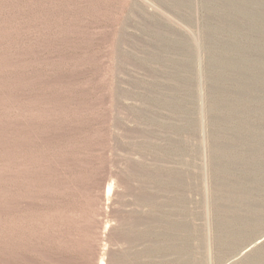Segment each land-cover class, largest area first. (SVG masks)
<instances>
[{
	"label": "rangeland",
	"instance_id": "1",
	"mask_svg": "<svg viewBox=\"0 0 264 264\" xmlns=\"http://www.w3.org/2000/svg\"><path fill=\"white\" fill-rule=\"evenodd\" d=\"M11 195L16 262L264 264V0H0Z\"/></svg>",
	"mask_w": 264,
	"mask_h": 264
},
{
	"label": "bare ground",
	"instance_id": "2",
	"mask_svg": "<svg viewBox=\"0 0 264 264\" xmlns=\"http://www.w3.org/2000/svg\"><path fill=\"white\" fill-rule=\"evenodd\" d=\"M152 7H153V5H152ZM150 8L151 7H149V9ZM100 186H101V188H103V190H101L99 200L101 202L102 201L105 202L109 199V195H110V191H111V184L108 183L106 185V188L104 189V181H103L100 183ZM15 201H16V199H15L14 195H11L7 200L6 206L3 208H0V264H25L22 261L16 262V261H13L9 258V244L11 242H15L18 239V237H20L22 235L21 233L24 231V230H22L21 227H15L16 220L20 219L22 214H23L22 207L18 206L15 203ZM105 228L106 227H104L103 229H105ZM102 232H103V230L97 232L99 237L102 234ZM263 236H264V234H262L260 236V238ZM254 242L255 241L250 242L248 245H251ZM100 249H101L100 243H99V241H96L95 251L93 252V254H91L92 260L90 262H86V263L84 262V263L85 264H104L102 257H101Z\"/></svg>",
	"mask_w": 264,
	"mask_h": 264
}]
</instances>
